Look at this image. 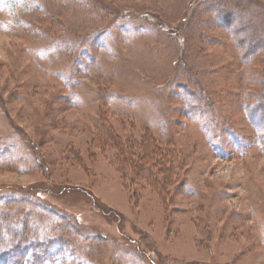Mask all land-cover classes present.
I'll list each match as a JSON object with an SVG mask.
<instances>
[{
	"label": "rangeland",
	"instance_id": "1",
	"mask_svg": "<svg viewBox=\"0 0 264 264\" xmlns=\"http://www.w3.org/2000/svg\"><path fill=\"white\" fill-rule=\"evenodd\" d=\"M264 0H0V264H264Z\"/></svg>",
	"mask_w": 264,
	"mask_h": 264
},
{
	"label": "trees",
	"instance_id": "2",
	"mask_svg": "<svg viewBox=\"0 0 264 264\" xmlns=\"http://www.w3.org/2000/svg\"><path fill=\"white\" fill-rule=\"evenodd\" d=\"M264 99V98H263Z\"/></svg>",
	"mask_w": 264,
	"mask_h": 264
}]
</instances>
